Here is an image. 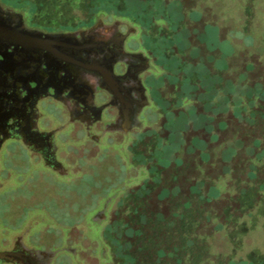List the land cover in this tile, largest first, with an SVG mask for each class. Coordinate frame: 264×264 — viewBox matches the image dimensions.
<instances>
[{
  "label": "rangeland",
  "instance_id": "obj_1",
  "mask_svg": "<svg viewBox=\"0 0 264 264\" xmlns=\"http://www.w3.org/2000/svg\"><path fill=\"white\" fill-rule=\"evenodd\" d=\"M20 1H23L20 8L33 10L34 0ZM53 1L55 6L50 10L64 15L48 19L56 25L122 20L134 27L138 34L131 35L129 47L146 49L153 57L157 71V78H152L150 83L154 89L150 95L154 104L144 112L147 125L142 132H134L127 144L125 141L117 142L122 139L119 137L114 142L103 143L100 148L91 145L82 152L85 157L77 158L80 169L65 179L54 176L37 162L32 163L29 175L25 170L26 175L18 177V191L21 190L22 198L28 196L23 193L26 189L35 195L36 205L50 202L51 198L49 206L54 207L55 214L63 221L51 220V233L58 234L59 230L66 233L67 228L68 244L82 241L81 260L72 257L73 264H157V261L162 264H196L208 255L210 248L214 258L211 264H264L263 196H258L260 202L253 211L242 218H235L227 226L229 229H221L214 238L202 236L189 242L191 222L192 229L196 230L204 227L208 210H219L223 218L231 208L224 195L216 198L231 178H236V190L241 193L238 203H232L234 208H248L257 194H264L260 190L264 185V171L259 177L261 181L243 193L242 175L231 173V157L226 154L221 161L214 163L208 155H202L203 150L213 147L210 139L213 123L207 115L226 116L228 110L231 117L227 98L248 93L245 75L228 74L227 60L231 62L230 67H235L242 60L249 59V55L259 52L263 53L261 58L264 61V0H252L253 13L247 11L250 0H217L214 3L207 0L204 4L212 7L210 13L215 24L207 25L203 39L208 50L221 55H208L204 49L206 53L201 51L204 58L197 59L195 63V56L200 54L193 45L197 31L186 28L181 13L175 16L184 22L178 28L172 23L157 22L150 29L141 30V21L145 22L146 17L142 16L137 23L135 11L127 12L124 0ZM144 1L143 6L148 2L153 12L149 13L151 16L160 15L162 9L156 6L157 0ZM191 2L195 0H184L185 5ZM196 12L202 13V9L198 6ZM245 27L250 28L247 31ZM186 53H189L188 62H193L190 66L188 64V69L180 64V58L184 60ZM208 61L215 67L205 66ZM41 108L50 122L56 123L54 103L44 102ZM70 130L68 127L61 135L66 136ZM197 137L208 145L199 143ZM60 145L61 151L70 150L76 154V141ZM87 155L95 156L89 158ZM195 157H198L199 164ZM18 159L20 162L25 159L27 164L26 158ZM148 170H152L149 175ZM168 185L175 187L164 189ZM196 187H201L214 199L209 202L210 199H204L198 192L195 197L200 199L194 205L191 197L183 202L191 206L175 205L179 199L193 194ZM165 195H173L170 199L175 203ZM113 198L105 211L107 220L101 223L105 216L96 214L107 200ZM172 209H176L171 213L173 216L170 214ZM78 212L82 213V218L76 221ZM5 213L8 220L14 215L8 210ZM186 224L188 232L184 231ZM35 229H40L38 224ZM158 247L173 254L158 259L154 253ZM129 254L133 259H129Z\"/></svg>",
  "mask_w": 264,
  "mask_h": 264
},
{
  "label": "flooded vegetation",
  "instance_id": "obj_2",
  "mask_svg": "<svg viewBox=\"0 0 264 264\" xmlns=\"http://www.w3.org/2000/svg\"><path fill=\"white\" fill-rule=\"evenodd\" d=\"M13 1L7 4L0 0L4 31L18 36L25 27L42 38L62 35V41L47 49L27 50L8 42L6 36L0 38V264H73L72 257L81 260L82 241L68 244L67 228L66 233L59 230L52 234L50 221H63L49 206L51 198L36 205L29 189L23 192L27 198H22L18 177L25 176V170L29 175L32 163L37 162L65 179L80 169L77 158L85 157L82 152L91 145L100 148L119 137L122 139L117 142L127 144L134 132H142L147 125L144 112L154 104L150 83L157 78V71L146 49L129 47V38L138 33L125 21L56 25L48 19L64 15L50 10L55 6L53 0H34L32 11ZM99 23L104 26L97 28ZM122 51L142 54L148 66L143 58L130 62L119 59ZM108 73L121 81L120 88L130 105L133 103L132 110L123 109L121 99L104 86L106 81L115 85ZM144 96L147 103L139 107ZM48 101L57 108L53 124L41 108ZM129 122L132 126L126 131ZM68 127L70 132L62 136ZM72 140L76 141V154L61 151L60 144ZM19 157L26 158L27 164L25 159L18 161ZM112 200L96 214L105 216L101 223L107 220L105 211ZM6 210L14 213L9 220ZM81 216L78 212L76 221Z\"/></svg>",
  "mask_w": 264,
  "mask_h": 264
},
{
  "label": "trees",
  "instance_id": "obj_3",
  "mask_svg": "<svg viewBox=\"0 0 264 264\" xmlns=\"http://www.w3.org/2000/svg\"><path fill=\"white\" fill-rule=\"evenodd\" d=\"M3 1L9 4V2L13 0H3ZM124 1L127 12L135 11L134 16L137 18L136 21L137 23L142 16L146 17L145 22L141 21L142 22L141 30H148L151 28V26H153V24L156 25L157 22H159L158 24L172 23L175 28L180 27V25H182L185 22V25L187 26L186 28H189V31L191 29L196 30L197 38L193 43V45L194 47H197V49H199L200 54L195 56L196 61L194 59V63L197 62V59L200 60L204 58L202 57L203 53L201 51H203L204 53L207 52L206 54L211 56L215 55L216 57H219L221 55V54L218 55L217 53L208 50L206 41L203 39V34L206 33L207 25L215 24V19L211 18L212 15L210 13L212 7L209 8L206 4H204L207 0H195V2H191V4H186V5L184 3V0H157L156 6H159L162 9L159 16H151V14H149L153 12L150 9V6L148 5L147 1H146L147 4L145 6H143L142 4L143 2H145L144 0H124ZM208 1L214 3L217 0H208ZM13 2L19 5V7L20 6L23 7L22 6L23 1L21 2L20 0H16ZM262 3L263 2H260V4ZM198 6L202 9V13L200 12L201 14L196 12ZM253 9H254L253 3L252 0H250V2L248 3L247 11L249 12ZM178 13H181L182 19H184L183 23L175 18V16ZM220 26L219 27L217 26V28H220ZM249 28L250 27H245L247 31ZM190 46L188 48H190ZM204 49H207V51L205 52ZM184 55H185L184 57L185 59L181 60L180 58V64L182 65L183 68L188 69L187 67L188 64L190 66L193 62L191 61L188 62L189 53H186ZM262 55L263 53L260 54L259 52H257L256 54L249 55L250 57L249 59L242 60L241 64L235 67L234 66L230 67L231 62L227 60L228 74L232 72L237 74L238 76L245 75L244 83L248 86V91H247L248 93L239 94V95L233 94L232 98H227L229 109L232 114L231 117L229 116L230 112L228 113V110L226 116H223V114L220 116H215L213 114L207 115L208 119L213 123L212 124L213 134H211V138H210L213 147L208 146L209 148L203 150L202 152L203 154L201 153L202 155H208L209 158L212 159L214 163H218L219 161H221L222 157H224V155L226 156V154L227 156L231 157L230 158L231 173L233 174L239 173L240 175H242V184L244 185L243 186L244 188L242 190L243 193H246L247 190L246 188L255 186L258 184V182L261 181L259 177L260 175H262V171H264V61H262L263 58V57L261 58ZM232 57L233 56H231V58ZM206 64L205 66L207 67L209 66L210 69L215 67V65L210 63L209 61L208 63L206 62ZM221 136H223V139L220 138ZM196 139L197 141H199V143H205L206 145H208L206 141L198 137ZM197 158L198 157H195L194 159L199 164L200 162H198L199 160H197ZM237 162H239L238 163L239 166L236 167ZM148 171L149 172L147 175L152 173V170H148ZM229 182L230 183L233 182V183L231 185H228ZM197 183L198 181H196V184ZM236 184H237L236 178L234 179L231 178V180L227 182L225 190L221 192L218 196H216V198L219 199L220 197H222V195H224L226 201L231 204L229 206L231 208L228 209L227 213L223 216V218L222 216H220L219 210L211 209L208 210L210 212L208 213L209 215L207 216V220L204 223V227L199 226L200 228L194 230L192 229L193 222H191L190 235L193 238H191L190 236V241H189L190 243L192 241L194 242V240L201 239L202 236H209L210 238H214L215 235L221 229L223 228L229 229L228 225L231 224L235 218H242L254 210L255 206L260 202V199L258 200V196L264 197V194L262 193L264 192V185H263L260 188V190H262L261 192L262 194L260 193L257 194L256 199L253 200V203H251L248 208L243 209L242 206L240 207L236 206L234 208L232 207V203L237 204L239 201V197L241 195V193L236 190ZM168 186H165L164 189H168V188L172 189L173 187H175L173 185H168ZM198 192L201 193V196H203L204 199L205 198L210 199L208 200L209 202L212 201L211 198L213 196L210 193H206L202 191L201 187L199 188L196 187L193 194L191 195L188 194V196L186 197L184 196V198H182L181 200L179 199L180 202L176 203L175 205H177V207L184 205L183 202L187 199H190V197L194 199L193 202L194 205L196 201L200 199V198L198 199L197 196L195 197V195ZM173 197H174L173 195L166 196V198L168 199ZM170 202L173 204L175 203L174 200ZM184 206H191V205H184ZM173 211L175 212L176 209H172L170 211V214ZM156 215L159 217L161 216V214H158V212ZM171 216L173 215L171 214ZM184 227H185L184 231L188 232L187 227L189 226L186 224ZM174 228L176 229L175 226ZM199 229H201V232L199 231ZM138 234L140 233H136L135 235ZM154 253L158 259H163L169 257L170 254H173L162 247L156 248L154 250ZM211 253L212 250L210 248L208 251V255L204 256V258L199 260L196 264L214 263L213 253L212 254ZM128 257L129 259H133L131 254H129ZM157 264H162V263H160V261H157ZM229 264H233V263L231 262Z\"/></svg>",
  "mask_w": 264,
  "mask_h": 264
},
{
  "label": "water",
  "instance_id": "obj_4",
  "mask_svg": "<svg viewBox=\"0 0 264 264\" xmlns=\"http://www.w3.org/2000/svg\"><path fill=\"white\" fill-rule=\"evenodd\" d=\"M104 26L103 23H99L96 25L97 28ZM4 26L0 25V38L1 37H8V42H10L11 44H16L18 46H22L24 49H31V48H49L50 46H52V44H56V43H60L62 41V35H46L45 38H42L38 33H32L31 31H29L27 28L25 27H21V32L18 36H16L17 38H15V36L11 33H8L6 31H4ZM14 38V39H13ZM35 44V45H34ZM33 45V46H32ZM37 46V47H35ZM123 55L121 56V60H126L128 62H130L131 60H133L135 57L138 58H143L142 61L145 62L144 66L147 67L148 66V61L145 57H143L142 54H129L126 53L124 51H122ZM109 76L113 79L115 85H113L110 81H106L104 82V86L107 87L108 89H110L111 92H113L114 94H116L120 99H121V106L123 109H126V111H129L130 109H133V103L130 105L129 101L126 100V97L123 93L122 88H120L121 85V81L119 79H117L115 76H113L112 73H108ZM105 76V75H104ZM133 76L135 77L136 75L133 74ZM106 78V76H105ZM107 80V79H106ZM121 93V94H119ZM147 100L146 97L144 96V99L142 100L141 104L139 107H141L142 105L146 104ZM136 115V114H135ZM128 124V128L126 127L125 130L127 131L128 129L131 128L132 123H126ZM3 253H0V256H2Z\"/></svg>",
  "mask_w": 264,
  "mask_h": 264
}]
</instances>
